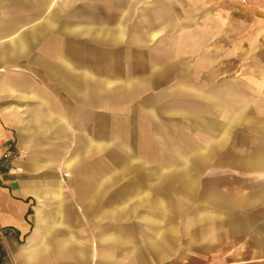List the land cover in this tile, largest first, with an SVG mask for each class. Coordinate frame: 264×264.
Here are the masks:
<instances>
[{
  "label": "crops",
  "instance_id": "1",
  "mask_svg": "<svg viewBox=\"0 0 264 264\" xmlns=\"http://www.w3.org/2000/svg\"><path fill=\"white\" fill-rule=\"evenodd\" d=\"M0 264H264V0H0Z\"/></svg>",
  "mask_w": 264,
  "mask_h": 264
},
{
  "label": "built area",
  "instance_id": "2",
  "mask_svg": "<svg viewBox=\"0 0 264 264\" xmlns=\"http://www.w3.org/2000/svg\"><path fill=\"white\" fill-rule=\"evenodd\" d=\"M12 159V155L10 153H7L5 156H4V161L5 162H9L11 161Z\"/></svg>",
  "mask_w": 264,
  "mask_h": 264
}]
</instances>
